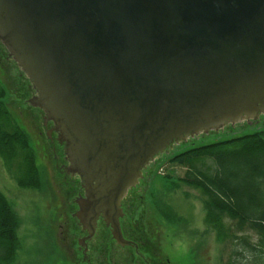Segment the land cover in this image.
<instances>
[{
    "label": "water",
    "instance_id": "obj_1",
    "mask_svg": "<svg viewBox=\"0 0 264 264\" xmlns=\"http://www.w3.org/2000/svg\"><path fill=\"white\" fill-rule=\"evenodd\" d=\"M0 40L121 234V201L172 142L264 114V0H0ZM207 133V132H206Z\"/></svg>",
    "mask_w": 264,
    "mask_h": 264
},
{
    "label": "rangeland",
    "instance_id": "obj_2",
    "mask_svg": "<svg viewBox=\"0 0 264 264\" xmlns=\"http://www.w3.org/2000/svg\"><path fill=\"white\" fill-rule=\"evenodd\" d=\"M0 82L6 90L5 102L10 112L29 137L41 179L39 188L20 187L0 157V191L20 221L19 248L12 264L115 261L116 257L111 258L106 250L110 251L109 246L119 251L122 248L112 241L111 223L103 220L99 224L101 232L89 245V256L83 257L81 241L87 224L80 215L79 202L86 198L84 184L80 175L70 172L65 135L39 105L37 89L3 40H0ZM263 129L262 115L227 121L219 129L202 130L185 140L172 142L147 164L141 180L121 201L124 218L120 225L127 230L126 239L139 244V256L131 264L260 263L258 253L246 247V244L260 247L261 237L255 230L249 225L239 230L236 222L224 218L227 235L218 232L206 221L205 197L201 191L184 185L175 188L167 177L178 180L185 174L184 168L168 162L174 154ZM160 206L174 212L178 220L165 218L157 209Z\"/></svg>",
    "mask_w": 264,
    "mask_h": 264
},
{
    "label": "trees",
    "instance_id": "obj_3",
    "mask_svg": "<svg viewBox=\"0 0 264 264\" xmlns=\"http://www.w3.org/2000/svg\"><path fill=\"white\" fill-rule=\"evenodd\" d=\"M5 96L0 82V157L20 187L39 188L36 154L28 135L10 112ZM168 162L185 169L178 180L167 177L173 187L184 185L201 191L206 221L218 232L227 235L223 223L226 218L236 222L239 230L249 225L260 235L259 248L248 244L246 247L258 253L259 264H264V129L191 147L174 154ZM157 209L165 218L178 220L174 212H167L162 206ZM19 227V218L0 191V264L14 261ZM128 260L131 264L132 259L125 258V262Z\"/></svg>",
    "mask_w": 264,
    "mask_h": 264
},
{
    "label": "flooded vegetation",
    "instance_id": "obj_4",
    "mask_svg": "<svg viewBox=\"0 0 264 264\" xmlns=\"http://www.w3.org/2000/svg\"><path fill=\"white\" fill-rule=\"evenodd\" d=\"M65 169V168H64ZM65 172H66V170H65ZM81 178V177H80ZM86 196V195H85ZM92 218V217H91ZM91 218H90V220H91ZM124 218V217H123ZM123 218H121L120 219V221L121 220H123ZM90 220H89V225L90 226H88V227H86V232H84L85 234H84V239H83V241H81V244L83 245V247H84V253H83V257L84 256H86V257H88L89 256V245H90V243L91 242H93L94 240V238L98 235V231L100 230V232H101V228H99V224H100V222L103 220L102 219V215H101V217H99L98 219H97V221H95V224L94 225H92V222H90ZM109 229V228H108ZM110 231H113V229H109ZM126 228L124 227V229H123V227H122V225H121V234H122V238L124 239V240H126V241H129V242H131V246H123V245H121L120 243H118L115 239H114V237H112V235H111V238H112V241L113 242H115L116 243V245L117 246H119V247H121L122 249L119 251L118 249H114V251H113V248H111V246H109L110 248V251H108V250H106V252L108 253L109 252V254H110V256H114V257H116L114 260L115 261H111L112 259H109V260H105V259H107V258H102V259H104L105 261V264L106 263H109V261L110 262H112L113 264H125L126 262L124 261L125 260V258H130V259H132V263H133V260H135V256H139V254H138V250H139V244H136V243H134L133 241H130V240H127L126 239ZM99 232V233H100ZM128 249V251H124V249ZM126 252H128V253H126ZM126 253V254H125ZM104 254L102 253V256H103ZM94 256V255H93ZM89 262H91L90 260H89Z\"/></svg>",
    "mask_w": 264,
    "mask_h": 264
}]
</instances>
